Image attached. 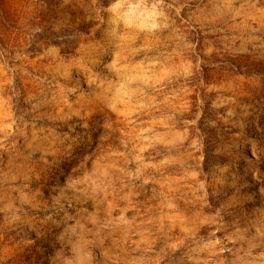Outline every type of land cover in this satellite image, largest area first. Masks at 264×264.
I'll return each mask as SVG.
<instances>
[{
    "label": "rangeland",
    "instance_id": "rangeland-1",
    "mask_svg": "<svg viewBox=\"0 0 264 264\" xmlns=\"http://www.w3.org/2000/svg\"><path fill=\"white\" fill-rule=\"evenodd\" d=\"M0 264H264V0H0Z\"/></svg>",
    "mask_w": 264,
    "mask_h": 264
}]
</instances>
